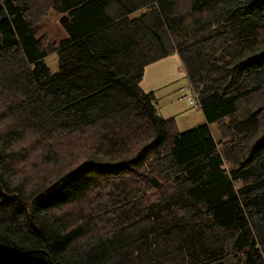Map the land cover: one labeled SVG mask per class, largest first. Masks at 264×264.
Listing matches in <instances>:
<instances>
[{"label": "trees", "instance_id": "1", "mask_svg": "<svg viewBox=\"0 0 264 264\" xmlns=\"http://www.w3.org/2000/svg\"><path fill=\"white\" fill-rule=\"evenodd\" d=\"M175 53L185 131L140 86ZM0 264H264V0H0Z\"/></svg>", "mask_w": 264, "mask_h": 264}, {"label": "rangeland", "instance_id": "2", "mask_svg": "<svg viewBox=\"0 0 264 264\" xmlns=\"http://www.w3.org/2000/svg\"><path fill=\"white\" fill-rule=\"evenodd\" d=\"M59 18L60 14L50 11L43 21L40 33L46 34L49 41H59L66 36L65 30L59 23ZM44 62L52 72L58 71V57L56 54L47 55ZM171 68L172 66H167L165 62L156 66L153 65L148 71V78L153 79L160 71H169ZM185 84L186 79L181 78L177 82L167 84L166 87H162V89L155 92L156 99L159 101L158 105L162 106V114L173 116L180 131L191 129L203 122L200 108L187 104V97L191 98V96L187 94V90L184 88ZM211 129L216 136L214 125H211Z\"/></svg>", "mask_w": 264, "mask_h": 264}, {"label": "crops", "instance_id": "3", "mask_svg": "<svg viewBox=\"0 0 264 264\" xmlns=\"http://www.w3.org/2000/svg\"><path fill=\"white\" fill-rule=\"evenodd\" d=\"M164 62L167 66H170V65L172 66L171 70H169V71L162 70L156 74L155 78H153V79L148 78V71H149L150 67L153 65L156 66V65H158L160 63H164ZM181 78L186 79V76H185V73L182 69V65H181V61L179 59V56L176 53L169 55L167 57H164L160 60H157L153 63H150L144 69L143 77L140 81V86L145 92L152 93L153 98H154L153 102H154L155 108H156L158 114L164 118L173 117V116L167 115L168 116L167 117V116L162 114V106L158 105L159 101H157V99H156L157 97L155 96V92L162 89V87H166L167 84L177 82V80H179ZM187 85H188V82L186 79L185 87ZM181 90H182V88H181ZM202 118H203L202 123H207L203 113H202ZM176 124H177V121H176Z\"/></svg>", "mask_w": 264, "mask_h": 264}, {"label": "built area", "instance_id": "4", "mask_svg": "<svg viewBox=\"0 0 264 264\" xmlns=\"http://www.w3.org/2000/svg\"><path fill=\"white\" fill-rule=\"evenodd\" d=\"M187 91H188V92H191V89L188 88ZM190 95L192 96V97H191L192 99H191L190 97L187 98V99H188V102L191 104V103H193V100L195 99V96H194V94H190Z\"/></svg>", "mask_w": 264, "mask_h": 264}]
</instances>
